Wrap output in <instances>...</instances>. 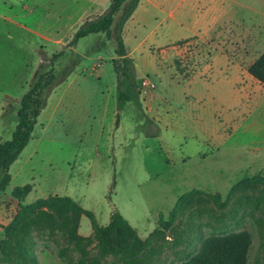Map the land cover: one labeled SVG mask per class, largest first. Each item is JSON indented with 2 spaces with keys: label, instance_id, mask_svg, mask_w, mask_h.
<instances>
[{
  "label": "rangeland",
  "instance_id": "obj_1",
  "mask_svg": "<svg viewBox=\"0 0 264 264\" xmlns=\"http://www.w3.org/2000/svg\"><path fill=\"white\" fill-rule=\"evenodd\" d=\"M63 6L57 0H0V103L6 112L4 117L0 112L2 142L12 138L21 100L11 101L5 94H24L27 72L29 85L41 55L51 58L66 52L56 64L50 109L41 119L34 142L37 149L20 182L35 187L30 202L71 196L90 212L107 217L118 211L142 233H153L160 230L161 215L169 220L178 198L197 189L201 192L182 203L170 229H161L154 238L148 264H181L195 256L206 240L230 234L247 235V264H264V182L243 185L228 200L237 183L264 178V109L258 106L242 110L240 118L231 117L199 84L213 79V56L228 54L245 69L263 53L264 27L258 24L264 18L254 13L235 16L227 42L182 41L186 26L212 22V16L188 12L181 29L178 5L170 13L167 4L162 9L141 8L133 21L138 26L126 25L125 34L128 55L136 66L140 105L130 102L121 110L113 41L95 34L67 48L72 37L67 39L64 31L51 44L41 39L39 31L48 23L66 27L57 14ZM65 9L69 16L76 13L74 0H68ZM4 14L22 25L4 21ZM224 23L230 25L227 19L219 21L211 34L221 32ZM243 25H251V32ZM75 59L76 68L62 82L63 70ZM143 79L156 88H143ZM191 81H195L192 97L186 100L183 93L188 94L186 84ZM11 192L12 186L0 190V242L15 222L13 235L27 232L26 247L33 257L40 250L60 257L65 251V264L80 260L120 264L117 256L105 255L95 239L75 242L59 226L41 223L40 214L53 215L57 204H40L22 216L21 207L27 205L14 200ZM216 196L228 200L227 206L221 208Z\"/></svg>",
  "mask_w": 264,
  "mask_h": 264
},
{
  "label": "trees",
  "instance_id": "obj_2",
  "mask_svg": "<svg viewBox=\"0 0 264 264\" xmlns=\"http://www.w3.org/2000/svg\"><path fill=\"white\" fill-rule=\"evenodd\" d=\"M140 3L141 0H111L103 14L81 24L66 46L67 48L77 47L81 39L95 34H104L106 41H113L116 44L117 57L113 60V64L117 78V103L121 110L130 102L140 105L141 90L136 78V66L134 60L128 55L124 40L126 24L133 17ZM65 53V50H62L51 58L45 54L41 56L42 61L33 75L27 92L19 102L18 123L12 138L5 142L0 141V190L3 192L11 181L9 172L11 166L31 141L39 116L47 106L50 89L55 79L56 64ZM77 64L78 60L75 59L63 70L62 82L70 76ZM248 71L264 85V52L249 66ZM10 107L13 106L10 105ZM256 182H264V178L255 177L252 180L245 179L237 183L232 188L228 200L241 186ZM31 190V185L16 188L12 192V198L23 204ZM200 192L195 189L181 196L171 212L169 220L164 221L161 215L158 222L160 230L153 232L147 240H142L137 231L118 211L113 212L111 223L107 227H99L94 214L84 210L69 197H50L48 200H39L36 204L21 208L23 209L22 216H25L27 212L37 210L40 204L45 206L57 204L53 208V215L40 214L41 223L49 224L51 228L59 226L63 232H69L70 239L75 242L84 243L95 239L98 241L99 248L105 251V255L117 256L123 263L135 264L137 261L138 264H148L150 255L153 254L150 246L154 238L161 232V229H170L182 203ZM216 199H218V205L221 208L227 206L228 200L222 202L220 196H216ZM83 216H87L92 222L93 238L91 239H85L78 234L80 220ZM14 225L15 222L7 228L6 237L0 242V264H36L37 259L30 254L26 247L27 232L23 230L24 233L13 235ZM249 246L250 241L244 234L212 237L205 241L195 256L181 264H247ZM62 256L67 257L65 251L62 252ZM70 264H86V262L80 260L78 263Z\"/></svg>",
  "mask_w": 264,
  "mask_h": 264
},
{
  "label": "crops",
  "instance_id": "obj_3",
  "mask_svg": "<svg viewBox=\"0 0 264 264\" xmlns=\"http://www.w3.org/2000/svg\"><path fill=\"white\" fill-rule=\"evenodd\" d=\"M57 1L60 2V4L62 3L64 5L61 9L59 8L60 10L58 9L59 11L57 12V14L59 18H61L62 20L64 18L66 27L63 26L61 29V28H58L54 24L52 25V23L51 24L48 23L46 27L41 29L42 31L41 30L39 31V35L41 36V39L50 44L52 41H55L57 37H60L59 31H64L65 34H68L69 38L67 39H70L71 37L73 38L75 32L77 31V29L81 26L83 22H85L88 19L96 18L100 16L101 14H103L106 11V9L109 7L110 2H111V0H74V6L77 12L76 13L73 12L71 13V16H69V13H67V10L65 9V3L68 0H57ZM176 1L177 0H141V3L138 9L136 10L133 17L128 21L126 25H129L130 23H134L133 21L136 20L137 13L141 8L147 9V8L153 7L156 9H162L167 4V6H169L167 13H170L173 6L175 5V8H176V5H178V9L180 10L179 13L181 15L180 20H179L181 29H184V24H182L181 20L188 12L197 10L198 12H201V14H203L204 16H212V22H207L206 24H202V25L195 24V25L188 26V27L186 26L184 31L187 33V36L184 39H182V41L188 40L191 38L200 39V40H205V39L208 40V39L216 38L220 41L221 39H223L222 42L224 41L227 42L228 39L233 34L234 25H231V21L235 20V16L248 14V13H254L264 18V0H178L177 2ZM22 9L25 10L23 7ZM61 16H63V18ZM2 18L6 22L19 25V26L22 25L19 21L15 19L14 16H10L7 18L6 15L4 14ZM226 19L227 21L230 22V25L227 27L226 26L227 23H224V25L222 26L223 29L221 32L217 33L216 35L211 34L213 33V28L211 29V27L216 25L219 21L222 22ZM138 24H139L138 21L137 23H134V27H137ZM253 25L254 24H252V26ZM258 25H261L262 27H264V23H262V21ZM252 26L243 25V30L251 32ZM126 27L124 31L125 42H126V37H125ZM218 46H220V44ZM220 58L221 60H218ZM212 61L213 62L211 65L212 66L211 74L213 76V79L211 81L202 80L201 83L199 84L205 85L207 87V90L213 94V99L217 100V103L220 105V108L222 107L225 111H228L227 113L230 116L233 114L231 117H234V118L235 117L240 118L242 110L243 111H246L247 109L252 110L254 108H257L258 106H261L264 109V85L258 82L248 71L249 66L254 61L251 62L248 65V67L245 69H241L239 64L236 62V60L234 58H231L228 54H225L217 58L213 56ZM26 71H27V68H26ZM28 77H29V72H27V77L23 83L24 85L22 84V87L25 90L24 94L27 92L28 90L27 88H29V85L27 83ZM253 79L257 81L259 86L256 85L255 83L253 84V81H252ZM193 83H195V81H191L190 83L186 84L188 86V89H187L188 94L183 93L186 100L192 97L190 93H191V86ZM23 95L15 96L11 92H7L5 94V96L6 97L8 96L11 99V101L20 100L23 97ZM52 97L53 95H51V97L47 101L46 108L42 111L41 115L39 116L38 124L35 127L31 141L29 142L27 147L23 150V152L21 153L17 161L10 168L9 172L11 176V181L6 190H8L12 186V192H13L16 188L24 187L27 184V183L20 184V182L23 179L24 170L27 167V163L30 160H32L35 155V152L37 149V146L34 145V142L36 141L35 138L37 137V132H38L39 127L42 125L41 119L43 115H45L46 111H48L47 109L50 106ZM156 101H157V95L152 104L154 111L156 109ZM10 105L11 104H9V106ZM0 112H1V116L4 117L6 113L5 105L1 103H0ZM157 117H158V114H157ZM34 189L35 187L32 186V190L29 193V195L26 197L23 204L28 205V204L33 203V202H30V197L32 196V193L34 192ZM181 196L178 198V200L181 198ZM62 197H69L73 199L75 202L77 203L79 202L74 197H71V196H62ZM83 209L86 211H89L85 208ZM91 213L94 214L95 220L97 224L99 225V227L105 228L111 223L113 212L109 213L107 217H104L103 215H98L92 211ZM86 218H87L86 216H83L81 218L78 234L79 236L85 239L86 238L90 239L93 236V227H92L91 220L89 219V224H88V222H86ZM123 218L125 219V217ZM130 226L137 231L139 237L142 240H147L152 233V231L150 230L142 233L139 228L134 227L131 224ZM91 244L96 245V241H92ZM54 255H51L50 253H48L47 250H44V251L40 250L38 255L35 254V257L38 256L37 257L38 259L36 258L37 259L36 264H65V260H66L65 257L64 258L60 257L56 255L55 253ZM119 262L120 264H126L121 261ZM131 264H134V263H131ZM135 264H138L137 261Z\"/></svg>",
  "mask_w": 264,
  "mask_h": 264
},
{
  "label": "built area",
  "instance_id": "obj_4",
  "mask_svg": "<svg viewBox=\"0 0 264 264\" xmlns=\"http://www.w3.org/2000/svg\"><path fill=\"white\" fill-rule=\"evenodd\" d=\"M142 86L143 88H148L150 90H154L156 88L155 84L151 82L149 79H143Z\"/></svg>",
  "mask_w": 264,
  "mask_h": 264
}]
</instances>
